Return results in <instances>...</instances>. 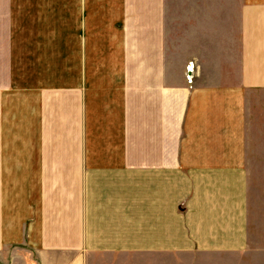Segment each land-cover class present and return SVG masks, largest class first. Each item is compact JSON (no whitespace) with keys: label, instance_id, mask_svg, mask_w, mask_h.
I'll list each match as a JSON object with an SVG mask.
<instances>
[{"label":"crops","instance_id":"1","mask_svg":"<svg viewBox=\"0 0 264 264\" xmlns=\"http://www.w3.org/2000/svg\"><path fill=\"white\" fill-rule=\"evenodd\" d=\"M95 1L139 21L134 71L79 95L84 152L56 91L0 121V264H264V0Z\"/></svg>","mask_w":264,"mask_h":264},{"label":"rangeland","instance_id":"2","mask_svg":"<svg viewBox=\"0 0 264 264\" xmlns=\"http://www.w3.org/2000/svg\"><path fill=\"white\" fill-rule=\"evenodd\" d=\"M9 3L7 15L3 10L0 16V76L8 81V87L0 89L4 91L0 93L3 107L0 121L23 127L49 120L45 114L51 110L45 109L41 94L56 91L61 95L60 127L67 131L74 129L80 141L77 151L84 152L86 112L84 106L80 108L79 95L83 104L87 92L90 98H99L96 85L101 83L103 72L117 71L121 66L118 56H128L123 66L126 73L134 71L135 60L129 58L138 57L129 33L139 21L127 16L85 15L114 12L99 11L101 2L95 0H12ZM114 34L121 37L120 45L112 37ZM194 65L193 61L189 63L186 74L194 71ZM1 81L0 84H5ZM188 81L192 82V76ZM39 111L43 115H37ZM71 136L70 132L65 135ZM257 194L261 198L255 204L260 203L263 208L264 187Z\"/></svg>","mask_w":264,"mask_h":264},{"label":"built area","instance_id":"3","mask_svg":"<svg viewBox=\"0 0 264 264\" xmlns=\"http://www.w3.org/2000/svg\"><path fill=\"white\" fill-rule=\"evenodd\" d=\"M189 74H190V76H191V71H189ZM190 76H189V77H190Z\"/></svg>","mask_w":264,"mask_h":264}]
</instances>
